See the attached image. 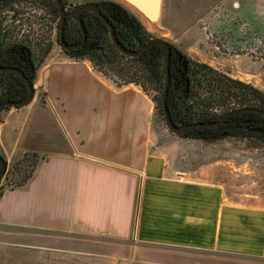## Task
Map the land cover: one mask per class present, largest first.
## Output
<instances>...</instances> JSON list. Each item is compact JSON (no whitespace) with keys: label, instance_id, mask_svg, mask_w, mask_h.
I'll use <instances>...</instances> for the list:
<instances>
[{"label":"crops","instance_id":"obj_1","mask_svg":"<svg viewBox=\"0 0 264 264\" xmlns=\"http://www.w3.org/2000/svg\"><path fill=\"white\" fill-rule=\"evenodd\" d=\"M176 1L160 3L166 32L177 27ZM34 88L28 104L0 113L7 164L38 157L24 185L1 192L0 264L264 261L263 195L230 198L221 183L173 169L172 154L157 149L154 104L139 85L118 87L88 59L55 51L39 64Z\"/></svg>","mask_w":264,"mask_h":264},{"label":"rangeland","instance_id":"obj_2","mask_svg":"<svg viewBox=\"0 0 264 264\" xmlns=\"http://www.w3.org/2000/svg\"><path fill=\"white\" fill-rule=\"evenodd\" d=\"M116 1L131 8L124 0ZM176 2L178 16L175 18V32L164 30L162 17L148 21L137 16L152 38L160 37L173 42L190 61L206 63L217 72L250 84L264 93V0ZM177 29L182 32L179 34ZM177 36L178 41L175 38ZM50 40L49 44L53 42L50 52L59 51L54 39ZM47 55L46 53L44 58ZM148 92L146 94L151 100L157 94L150 86ZM152 102L154 112L151 117V132L156 139L157 149L172 154L173 169L190 176L198 174L221 183L230 198L242 200L245 193H256L263 195L264 199V142L239 136L203 140L173 134L166 128L163 115L158 113L153 100ZM229 105L231 104L226 102L215 108L219 111ZM7 166L12 165L9 163ZM5 182L6 179L3 178L2 184ZM139 247L143 252H195L154 245ZM195 256L196 254L193 258ZM218 260L219 264H264L263 260L256 258L220 257ZM206 261L205 258L204 263Z\"/></svg>","mask_w":264,"mask_h":264},{"label":"trees","instance_id":"obj_3","mask_svg":"<svg viewBox=\"0 0 264 264\" xmlns=\"http://www.w3.org/2000/svg\"><path fill=\"white\" fill-rule=\"evenodd\" d=\"M82 24L90 40L89 45L80 54L69 56L88 59L95 69L118 87L133 83L139 85L147 94H149V86L152 87L157 92L156 95L152 96L155 109L160 115H163L160 103L165 78L162 47L154 44L145 49L139 56L130 57L123 54L112 42L109 28L101 18H90L89 15H86L82 18ZM113 26L119 42L128 48L137 49L146 40L152 38L151 33L134 15L128 21H114ZM71 29L78 32L79 35L81 34L77 24H74ZM171 46L177 53L181 52L173 44ZM170 60L167 105L171 118L176 123L212 120V116L215 115V106L223 105L226 102L231 105L222 110L231 108L236 103L239 105L246 102L264 104V93L259 89L240 80L229 78L206 63L188 59L191 65L189 64V69L181 76L177 58H173L171 54ZM201 90L204 94L201 93ZM228 125L229 122L227 121L223 124V128ZM215 128L216 126L208 127L206 130L210 132ZM230 135L243 137L244 133H232ZM215 137L221 138V136ZM0 156H2L1 151ZM37 162L38 157L36 155L25 154L19 160L11 163L12 166H7L3 177L6 182L1 188L4 190L5 188L24 185L33 175ZM21 164L23 166H19ZM1 192L2 190H0V195Z\"/></svg>","mask_w":264,"mask_h":264},{"label":"flooded vegetation","instance_id":"obj_4","mask_svg":"<svg viewBox=\"0 0 264 264\" xmlns=\"http://www.w3.org/2000/svg\"><path fill=\"white\" fill-rule=\"evenodd\" d=\"M60 1L65 13L63 26H61V11L57 0H0V113L14 106L7 103L19 101L27 96V79L32 82L35 92L34 80L37 68L43 61L44 55L46 53L49 54L52 50L51 45L53 42L49 44L52 41L50 39L53 38L59 46V51L68 56L80 54L88 47L90 40L83 26L86 36L83 41L84 34L77 18H80L82 23V18L86 15H89L90 18H101V16L91 9H83L79 15H76L74 11L77 10V6L86 2H96L100 6L102 14L107 16L112 24L114 21H128L134 15L126 6H123L116 0ZM74 24L79 26L81 30L80 35L71 29ZM60 37H62V41L66 46L60 42ZM179 53L174 51L171 46V54L173 58H177L181 69V76H183L191 64L186 55L182 52ZM125 55L136 57L129 54ZM241 107H256L264 110V104L261 102H255L254 104L246 102L243 105L236 103L233 107L224 110L216 111L217 109L215 108V115L212 116V120L197 122L214 121L221 114ZM227 121L229 125L223 128V124ZM215 126V130L213 129L210 132L206 130L208 127ZM232 133H244L242 137L244 139L249 138L251 141L258 140L264 142V114L251 110L239 111L225 118L219 125H200L180 136H195L198 139L215 140L216 138L219 139V137L215 136L223 138L231 136L230 134ZM6 170L7 164L5 172L0 177V185L2 184L1 181Z\"/></svg>","mask_w":264,"mask_h":264},{"label":"water","instance_id":"obj_5","mask_svg":"<svg viewBox=\"0 0 264 264\" xmlns=\"http://www.w3.org/2000/svg\"><path fill=\"white\" fill-rule=\"evenodd\" d=\"M135 8H137L142 14H144L149 20H157L159 16V7L161 0H125ZM59 6H60V11H61V26H63V21H64V10L62 8V4L60 0H57ZM77 10L74 11L76 15H79L80 11L83 9H91L94 12H96L98 15L101 16V18L105 21V23L109 27V33L111 36L112 41L116 45V47L123 53L129 54L131 56H139L141 53L145 51L149 46L157 44L162 47L163 49V56H164V84H163V92L161 94V108H162V113H163V120L165 123L166 128L173 134L176 135H184L186 134L190 129L197 127V126H213V125H219L225 118L230 116L233 113L239 112V111H245V110H251V111H257L259 113L264 114V110L256 107H241V108H235L231 109L219 116L218 119L214 121H205V122H195V123H188V124H177L173 121L171 118L169 108L167 105V94H168V88L170 84V56H171V44L167 40L160 38V37H153L149 39L147 42H145L139 49L137 50H130L127 49L121 42L118 41V39L115 36L114 33V27L110 19L103 15L101 12V8L99 4L96 2H86L82 3L76 8ZM79 21V24L82 28V32L84 34L83 36V41L85 40V30L83 28V24L81 23L80 18H77ZM60 42L63 43L62 37H60ZM27 79V78H26ZM27 86H28V94L25 96L23 99L13 102V103H7L12 104L14 106H22L28 104L34 95V89H33V84L30 80L27 79ZM6 160L3 158V156H0V177L3 175L6 169Z\"/></svg>","mask_w":264,"mask_h":264},{"label":"built area","instance_id":"obj_6","mask_svg":"<svg viewBox=\"0 0 264 264\" xmlns=\"http://www.w3.org/2000/svg\"><path fill=\"white\" fill-rule=\"evenodd\" d=\"M2 185H3V184L0 185V190H3V188H1Z\"/></svg>","mask_w":264,"mask_h":264}]
</instances>
